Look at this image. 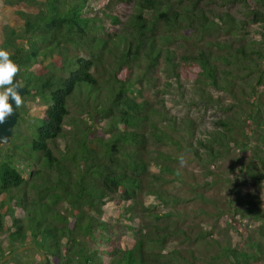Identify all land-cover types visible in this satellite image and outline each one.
Returning <instances> with one entry per match:
<instances>
[{"label":"trees","instance_id":"obj_1","mask_svg":"<svg viewBox=\"0 0 264 264\" xmlns=\"http://www.w3.org/2000/svg\"><path fill=\"white\" fill-rule=\"evenodd\" d=\"M100 2L4 0L13 11L0 26V48L17 64L27 92L12 147L4 152L0 146V259L35 243L48 257L45 264H264V199L257 193L239 197L227 219L240 236L234 242L222 243L212 229L192 235L191 228L155 223L134 228L126 247L120 223L108 211L145 189L157 193L156 182L147 179L151 135L160 146L180 142L160 129L153 104L139 101L134 89L162 64L182 68L201 88L224 92L217 125L185 149L214 162L236 147L240 175L250 185H264V29L260 38H247L254 21L264 27V0ZM236 4L241 15L230 10ZM222 32L227 36L207 42L214 51L200 44ZM179 40L192 42L193 51L178 54ZM29 98L42 103L23 134ZM96 118L104 125H92ZM254 135L258 144L250 141ZM67 138L61 149L59 140ZM158 152L157 165L171 175H156V181H181L175 157ZM18 158L36 166L27 179ZM197 197L207 201L203 191ZM245 220L257 224L255 231L241 227ZM177 235L191 243L188 254L178 247L164 253L169 237ZM31 252L40 259L29 249L4 264L38 262Z\"/></svg>","mask_w":264,"mask_h":264},{"label":"rangeland","instance_id":"obj_2","mask_svg":"<svg viewBox=\"0 0 264 264\" xmlns=\"http://www.w3.org/2000/svg\"><path fill=\"white\" fill-rule=\"evenodd\" d=\"M103 1L101 0L100 3ZM241 8L240 4H236L230 7V10L236 15H241ZM12 11L11 8L5 7L4 0H0V26L9 20ZM251 27L254 30L249 33L247 38H260L261 33L259 31L264 29L262 24L254 21ZM215 34L213 36L206 35L200 44L213 50L214 47L207 45V42L211 39H222L227 36L223 32ZM179 41L177 44L178 54L193 51L192 42ZM173 47L175 46L173 45ZM181 71L182 68L179 67L175 68L174 71L169 70L165 64H162L152 73L151 77L143 78L141 83L134 86L135 91L141 93L138 98L139 101L145 98L153 104L157 111L154 118L160 129L174 132L175 139L180 142H169L168 145L160 146L159 143H153L154 138L151 135V141L148 145L151 155L150 174L148 173L147 179L156 182L157 188L155 189H157V193L151 194L145 189L138 193L136 199L124 200L121 201V204L111 205L108 208V211L116 218L115 221L120 223L117 230L123 234V245L126 247L131 244V240L135 236L136 231L134 228L148 230L155 223H168L172 228L175 225L186 229L191 228L190 233L192 235H195L200 229H212L214 236L220 239L222 243L228 240L237 241L240 236L228 226L227 219H233L235 205L239 203V197L248 199L251 198L248 196L257 193L261 199H264V185H250L240 175L242 160H237L241 153L238 148L234 147L226 156L224 155V157L214 162L201 160L196 157L193 149L191 151L185 149L189 147V143L196 141V138L205 137L207 132L217 125V121L223 115L219 98L224 96V92L210 85L207 88H201L197 84L196 78ZM230 100V98H227V101ZM38 103L42 102L30 98L26 101V112L23 115L26 118L21 124L23 134L28 133L30 122L39 114ZM97 119L93 121L92 125L103 126L104 122ZM174 127L175 130L173 131ZM99 130L101 131L98 128L97 131ZM190 131L192 133H189ZM69 141V138L60 139V148L64 149ZM250 141L252 144H258L255 135ZM0 146L4 152H6L8 146L12 147L10 143L8 146L7 144ZM192 147L195 148V145ZM159 149L164 154L175 157L173 165L178 167L181 172L182 175H179L181 181H171V179L156 181V175L165 177L171 175L167 171H162V168L157 165V159L155 158L160 155ZM199 150L201 152V149ZM15 164L25 179L30 177L31 171L36 167L23 158L16 159ZM208 181H212V184H207ZM199 191L205 193L207 201L200 197L198 199ZM60 205L61 210L65 212L68 205L66 203ZM260 207L264 209V205H260ZM169 211L173 212L172 216L167 217L164 215ZM156 214L164 217V220H157L155 218ZM234 221L238 222L239 220L235 218ZM241 227L244 230L255 231L257 224L245 220ZM175 247L188 254L187 250L192 245L188 241H184L182 236H170L165 244V250L162 251L165 253ZM203 247L202 245L200 248L203 249ZM156 250L160 249L156 248ZM31 253L34 260L39 259L34 252ZM107 260L106 258L105 262Z\"/></svg>","mask_w":264,"mask_h":264},{"label":"clouds","instance_id":"obj_3","mask_svg":"<svg viewBox=\"0 0 264 264\" xmlns=\"http://www.w3.org/2000/svg\"><path fill=\"white\" fill-rule=\"evenodd\" d=\"M18 70V66L10 59V53L0 48V124L13 114V105L9 103L10 98L17 108L23 103L17 86L13 83Z\"/></svg>","mask_w":264,"mask_h":264},{"label":"water","instance_id":"obj_4","mask_svg":"<svg viewBox=\"0 0 264 264\" xmlns=\"http://www.w3.org/2000/svg\"><path fill=\"white\" fill-rule=\"evenodd\" d=\"M13 83L14 85L17 86V91L21 95L22 99L24 95L27 92V89L25 86L22 85L20 78H19V70L17 74L13 78ZM9 103L13 105V114L9 117L6 118V121L3 124H0V145L2 144H9L12 134H13V129L16 126L19 118V111L18 108L15 106V103L13 100H9ZM29 249H35L39 254L41 260L34 263V264H45L48 261V257L45 254L43 250L39 248V246L35 243H29V244H24L16 249H14L12 252L7 253L2 259H0V264H4L8 260H10L12 257L17 255L18 253H21L25 250Z\"/></svg>","mask_w":264,"mask_h":264},{"label":"flooded vegetation","instance_id":"obj_5","mask_svg":"<svg viewBox=\"0 0 264 264\" xmlns=\"http://www.w3.org/2000/svg\"><path fill=\"white\" fill-rule=\"evenodd\" d=\"M41 260V258L39 259V261Z\"/></svg>","mask_w":264,"mask_h":264}]
</instances>
